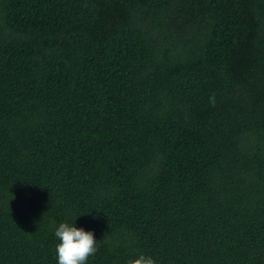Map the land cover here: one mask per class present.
<instances>
[{
  "label": "trees",
  "instance_id": "obj_1",
  "mask_svg": "<svg viewBox=\"0 0 264 264\" xmlns=\"http://www.w3.org/2000/svg\"><path fill=\"white\" fill-rule=\"evenodd\" d=\"M61 223L85 264H264V0H0V264Z\"/></svg>",
  "mask_w": 264,
  "mask_h": 264
},
{
  "label": "clouds",
  "instance_id": "obj_2",
  "mask_svg": "<svg viewBox=\"0 0 264 264\" xmlns=\"http://www.w3.org/2000/svg\"><path fill=\"white\" fill-rule=\"evenodd\" d=\"M215 96L210 97V104L215 106ZM59 239L56 246L58 264H85L90 256L98 251L99 242L94 239L92 231L76 228L68 223H61L55 231ZM128 264H155L151 256L141 254Z\"/></svg>",
  "mask_w": 264,
  "mask_h": 264
}]
</instances>
